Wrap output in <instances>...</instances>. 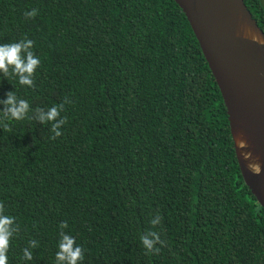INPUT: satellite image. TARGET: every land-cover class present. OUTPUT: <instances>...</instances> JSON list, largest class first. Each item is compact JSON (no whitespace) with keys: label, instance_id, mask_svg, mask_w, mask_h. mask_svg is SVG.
<instances>
[{"label":"trees","instance_id":"1","mask_svg":"<svg viewBox=\"0 0 264 264\" xmlns=\"http://www.w3.org/2000/svg\"><path fill=\"white\" fill-rule=\"evenodd\" d=\"M245 3L264 30V0ZM25 38L34 85L0 72V101L11 91L30 105L17 121L0 103V202L19 228L8 264H56L61 231L83 248L79 264H264V207L175 0H0V44ZM66 97L52 139L31 117ZM148 230L159 253L142 245Z\"/></svg>","mask_w":264,"mask_h":264},{"label":"water","instance_id":"2","mask_svg":"<svg viewBox=\"0 0 264 264\" xmlns=\"http://www.w3.org/2000/svg\"><path fill=\"white\" fill-rule=\"evenodd\" d=\"M175 1L221 90L243 178L264 207V30L245 0ZM249 163H258L260 173Z\"/></svg>","mask_w":264,"mask_h":264},{"label":"clouds","instance_id":"3","mask_svg":"<svg viewBox=\"0 0 264 264\" xmlns=\"http://www.w3.org/2000/svg\"><path fill=\"white\" fill-rule=\"evenodd\" d=\"M24 15L26 18H34L37 15V10L26 11ZM33 43L32 40L25 38L18 42L0 44V72L3 73L5 78L11 74L18 78V82L22 86L32 87L34 85L33 76L40 65V59L32 51ZM70 102L66 97L62 103L49 108L47 112H44L43 108L38 107L36 108V112L39 115L36 117L32 116L31 118H35L42 124L51 122V132L54 133L51 138L56 139L61 136V127L67 122L66 117H61V112L64 110V105ZM0 103L6 106L4 115L7 117V120H23L30 111L29 103L24 99H18L15 92H8L7 99L0 101ZM3 128L9 129V125L4 123ZM250 156L251 153H246L245 159H249ZM248 167L254 174H259L261 171L258 163H249ZM160 221L161 217L157 214L151 220L153 228ZM67 227L66 221L60 225L61 229ZM18 230V225H15V218L5 214L4 205L0 202V264H8L7 253L10 247V240ZM140 240L149 253H159L160 248L156 247V245H164L165 243L161 240L158 232L154 230L144 232L140 236ZM29 243L32 248L37 246L34 240ZM23 253L26 260H32L33 254L29 248H25ZM55 257L56 264H79L84 259V250L76 244L74 237L61 231L58 241V251Z\"/></svg>","mask_w":264,"mask_h":264}]
</instances>
